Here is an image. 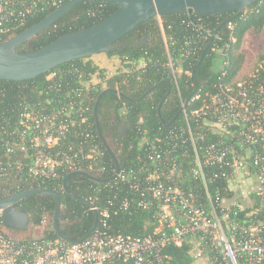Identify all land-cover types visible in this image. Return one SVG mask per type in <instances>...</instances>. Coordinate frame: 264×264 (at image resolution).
<instances>
[{
    "label": "trees",
    "instance_id": "16d2710c",
    "mask_svg": "<svg viewBox=\"0 0 264 264\" xmlns=\"http://www.w3.org/2000/svg\"><path fill=\"white\" fill-rule=\"evenodd\" d=\"M55 9L35 12L22 23L1 26L0 44L38 23ZM116 9L114 4L99 0L79 2L48 29L15 50L17 53L38 50L65 34L100 23ZM159 19L154 17L142 23L104 54L120 63L121 67L114 75L109 76L92 57H86L58 65L30 80H0V161L3 164L23 160V155L9 154L7 149L19 141L17 121L24 110L40 115L61 112L69 126L59 149L69 152L68 147H71V153L76 152L81 158L78 170L101 179L93 181L73 174L74 171L63 164L58 168L59 180L55 183L21 175L11 169L0 184V200L27 189L57 191L62 215L59 228L70 239H60L53 230L54 198L31 194L18 202L16 208L27 212L33 226H44L43 232L26 241L13 240L52 239L74 243L85 237L93 224V211L73 195L94 204L98 228L101 227V213L107 212L106 226L110 234L133 237L153 234L158 227L156 207L139 206L140 195L131 186L133 181L144 179L155 168L156 164L148 158L147 147L157 139L164 150L176 146L174 155L184 170L175 183L184 191L194 192L204 203L206 190L202 182L188 172L190 158L181 156L183 151L191 155L192 148L188 142L181 144L170 134L179 128L186 130L183 105L188 114L207 106L209 98L205 95L215 93L219 83L230 82L238 73L245 60V55L239 52L245 33L252 31L264 37V0H258L239 15L235 12L202 15L184 10ZM263 57L264 54L259 56L260 59ZM105 89H115L118 93L106 91L98 101L99 134L94 107ZM197 95L198 99L195 98ZM190 128L194 135L205 134L206 143L216 139L202 119H190ZM101 138L117 158L119 172L125 173V180L119 177L109 180L116 166ZM92 149L95 152L91 153ZM56 150H52L53 155ZM88 154H91L90 158L86 157ZM225 171L217 167L205 170L206 186L212 198L232 196L226 177L220 175ZM67 176L69 193L63 188ZM250 197L253 198L252 205L246 206L239 201V206L230 207L228 219L238 224L237 229L252 225L264 228V200L254 194ZM0 229L11 238L3 231L2 223ZM162 252L169 258L167 264H193V246L188 242L181 247L166 245ZM105 264L133 263L113 260Z\"/></svg>",
    "mask_w": 264,
    "mask_h": 264
},
{
    "label": "built area",
    "instance_id": "2783aa9c",
    "mask_svg": "<svg viewBox=\"0 0 264 264\" xmlns=\"http://www.w3.org/2000/svg\"><path fill=\"white\" fill-rule=\"evenodd\" d=\"M66 1L0 0V27L22 23L35 12L59 8ZM205 96L209 98L208 105L190 114L183 105L186 130L179 128L170 134L192 148L191 155L183 151L181 156L190 158L187 170L206 190L204 203L194 192L184 191L175 183L184 170L174 155L176 146L164 150L157 139L147 147L155 168L131 186L140 195L139 206L156 207L158 227L153 234H110L106 211L101 213V227L74 243L52 239L18 242L0 229V264H105L113 260L167 264L169 258L163 255V248L181 247L187 242L193 246V264H264V228L252 225L237 229L238 224L228 219L230 207L239 206V201L246 198H237L231 189L237 175L253 178V194L264 200V57L242 78L236 74L230 82L219 83L215 93ZM194 118L202 119L216 139L206 143L205 134L194 135L190 128V119ZM17 125L19 141L7 152L21 154L23 160L5 164L0 161V184L11 169L49 183L59 180L58 168L62 164L71 171H80L79 154L71 153V147L69 152L59 149L69 126L61 112L40 115L24 110ZM54 148L57 150L53 155ZM212 167L226 169L220 175L226 177L231 197L209 195L205 170ZM116 177L125 180L126 175L118 172ZM226 201L229 206L223 205ZM2 216L0 209V223Z\"/></svg>",
    "mask_w": 264,
    "mask_h": 264
},
{
    "label": "water",
    "instance_id": "95a60500",
    "mask_svg": "<svg viewBox=\"0 0 264 264\" xmlns=\"http://www.w3.org/2000/svg\"><path fill=\"white\" fill-rule=\"evenodd\" d=\"M86 0H70L63 6L55 9L38 23L30 26L20 34L0 44V80L24 81L45 74L54 67L86 57L105 54L123 36L133 29L154 17L176 14L187 10L195 14L212 15L226 12H235L236 15L243 13L258 0H99L114 4L117 9L100 23L65 34L48 45L28 53H17L16 47L30 41L37 34L48 29L71 7ZM106 91L118 93L117 90L105 89L97 98L94 107V116L98 132L100 129L97 121V104ZM102 142L115 162V173L112 180L119 172V163L109 145ZM73 174L83 175L93 181L101 179L84 171H75ZM69 176L63 180V188L67 191L66 182ZM68 192V191H67ZM69 193V192H68ZM31 194L49 195L55 200V209L52 218L53 230L60 239L70 241L60 230L58 221L62 220L61 199L57 191L50 189H27L14 194L9 198L0 200L2 209V229L7 234L24 230L32 224L31 218L24 209H17L16 204L24 197ZM79 201L87 205L94 215L93 224L85 237L87 238L97 227L98 212L94 204L88 200L73 195Z\"/></svg>",
    "mask_w": 264,
    "mask_h": 264
},
{
    "label": "rangeland",
    "instance_id": "374dc122",
    "mask_svg": "<svg viewBox=\"0 0 264 264\" xmlns=\"http://www.w3.org/2000/svg\"><path fill=\"white\" fill-rule=\"evenodd\" d=\"M159 18L160 17H158V19ZM159 23H161L160 19ZM247 32L242 39L241 47L239 50V52L245 55V60L237 73V78H242L244 75H246V73L259 61V56L264 54L263 34L257 35L252 33L251 31ZM92 59L102 69H105L109 76L114 75L116 71L121 67L119 61L116 58H108L104 54L94 55ZM254 188L255 180L253 178L241 177L240 175H237L235 182L231 186V189H233V192L235 193V196L237 198L241 196H250L251 194H253ZM245 202L240 203H244L247 206L248 203ZM252 203L253 202H250V205H252ZM223 205L229 206L230 202L226 201Z\"/></svg>",
    "mask_w": 264,
    "mask_h": 264
},
{
    "label": "crops",
    "instance_id": "0c3cea01",
    "mask_svg": "<svg viewBox=\"0 0 264 264\" xmlns=\"http://www.w3.org/2000/svg\"><path fill=\"white\" fill-rule=\"evenodd\" d=\"M252 32V31H251ZM248 33V32H247ZM101 55V54H99ZM245 199H242L241 202L248 203V206H250V202H253V198H250V196H245ZM44 229V226H39L35 227L33 224L30 226L26 227L24 230H20L18 232H11L8 233V235L15 240H20V241H26L34 237H39L42 234V230Z\"/></svg>",
    "mask_w": 264,
    "mask_h": 264
}]
</instances>
